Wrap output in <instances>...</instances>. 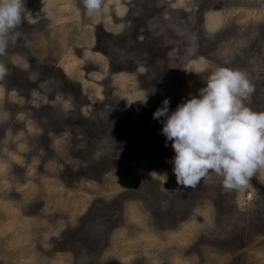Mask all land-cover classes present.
I'll return each instance as SVG.
<instances>
[{
	"label": "rangeland",
	"instance_id": "1",
	"mask_svg": "<svg viewBox=\"0 0 264 264\" xmlns=\"http://www.w3.org/2000/svg\"><path fill=\"white\" fill-rule=\"evenodd\" d=\"M24 9L0 53V264H264V169L239 190L213 172L178 186L152 118L217 66L264 110V0Z\"/></svg>",
	"mask_w": 264,
	"mask_h": 264
},
{
	"label": "clouds",
	"instance_id": "2",
	"mask_svg": "<svg viewBox=\"0 0 264 264\" xmlns=\"http://www.w3.org/2000/svg\"><path fill=\"white\" fill-rule=\"evenodd\" d=\"M82 4L86 14L93 15L102 0H82ZM24 12V0H0V53ZM4 72L0 67V76ZM252 92L245 72L217 66L203 79L198 94L174 110H169L168 98L161 101L152 118L162 124L165 146L171 141L170 163L178 186L194 187L213 172L221 177L223 190H239L264 169V110L248 106ZM137 100L146 104V94Z\"/></svg>",
	"mask_w": 264,
	"mask_h": 264
},
{
	"label": "crops",
	"instance_id": "3",
	"mask_svg": "<svg viewBox=\"0 0 264 264\" xmlns=\"http://www.w3.org/2000/svg\"><path fill=\"white\" fill-rule=\"evenodd\" d=\"M14 252H16V251H14ZM18 253V252H17Z\"/></svg>",
	"mask_w": 264,
	"mask_h": 264
}]
</instances>
